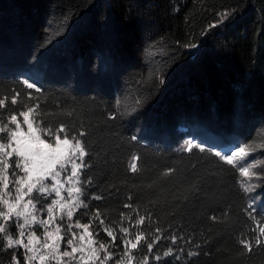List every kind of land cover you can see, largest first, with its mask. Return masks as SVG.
<instances>
[{"label":"trees","instance_id":"trees-1","mask_svg":"<svg viewBox=\"0 0 264 264\" xmlns=\"http://www.w3.org/2000/svg\"><path fill=\"white\" fill-rule=\"evenodd\" d=\"M0 100V124L31 112L81 141L75 221L114 254L141 235L139 264H264V0H0ZM215 135L220 155L181 149ZM240 147L256 210L221 159Z\"/></svg>","mask_w":264,"mask_h":264},{"label":"rangeland","instance_id":"rangeland-1","mask_svg":"<svg viewBox=\"0 0 264 264\" xmlns=\"http://www.w3.org/2000/svg\"><path fill=\"white\" fill-rule=\"evenodd\" d=\"M37 78V76H36ZM38 79V78H37ZM30 80V79H28ZM31 81V80H30ZM28 119L33 121L32 113L28 112ZM34 122V121H33ZM20 123V122H19ZM21 128L26 132L27 131V123H25V118L23 122L20 123ZM33 127L37 128L35 123H33ZM38 129V128H37ZM1 135V133H0ZM41 138L45 139L41 134ZM220 136H212V137H196L195 142L184 144L181 149L182 150H191L195 148L197 145L204 148H209L215 153H221V147L223 145L222 140H220ZM47 142V140H46ZM0 143H3L0 140ZM75 142L73 141V144ZM7 151H11V149H7ZM238 151V150H237ZM236 151H229L226 154L229 155ZM71 155V153L69 154ZM252 154H238L233 158V163L236 164L241 170L243 167H248L250 169V173L254 175L243 176L242 175V185L244 186L250 201V205L254 210L258 205H261V199L257 197V193L260 191L258 188V180L255 175L256 165L251 162ZM10 159L14 161L19 160L20 158L13 154L12 157L8 159L9 167L7 169L8 174V189H4L3 180L0 178V196H3L5 192H7L6 199L10 203L16 202V197L19 195L17 192V188H20V192L24 193L22 199L20 200L19 206L16 211H22L24 209V205L27 203L29 199H32L35 204V208L33 209L31 205H29V213L27 214L28 219H31L33 216L35 217V221H33L29 225H25L23 231L24 236L21 237L19 235L20 229L18 228V224H23L24 218L17 217L15 213L11 214V218L8 221H4L2 217H0V224L6 229L5 233H0L5 235H11L15 231V236H12L14 240H21V244H15L19 246L24 254V263L23 264H85V261L81 260V256L87 258L91 253V248L95 247L98 249V256L100 259H91L87 260V264H101V260L105 258L106 255H110V258L105 260V264H129L128 256L123 254H114L112 249L104 244L107 249V253L104 250L99 249L100 243L97 237L94 235L92 230L88 227L87 232H85L83 227H76L77 224L83 225L79 222L75 221V215L78 210L83 208L84 205V191L82 189L81 184V175L84 170V162L85 155L80 158L79 152L76 153L75 156H72L71 159L75 160L77 164H83L81 168L77 170V176H71V164H66L65 169L60 171V175L56 177L61 183L56 184L55 180L52 178H45L42 182L48 186L47 192H37L35 189L32 193H27L26 185L17 184L16 181L20 179L26 178V173L21 168H13ZM56 169H60V165H56ZM39 185H37V188ZM54 188H58L60 191V197H57L55 194ZM74 188H80L81 191L77 193ZM69 189H73L71 192V196H69ZM62 197V199H61ZM58 200L59 204L53 205L52 201ZM83 202L79 207L76 205L79 202ZM60 205H67L64 208H61ZM52 206L53 211L51 214L48 213V207ZM72 210L73 215L71 218L67 216V212ZM0 211H7V205L0 202ZM51 216V219H50ZM41 221H48L47 224L40 223ZM59 227V233L56 232V228ZM17 232V233H16ZM91 233V236H89ZM51 234V235H50ZM84 236V240H80V236ZM32 237V243L29 244V238ZM72 240L73 243L71 245L68 244L69 240ZM92 240L94 243L90 246L88 241ZM126 241H131L132 243H136V247L132 248L131 244L126 243V251L130 253L132 259L130 264H139L137 258L135 257L136 249L138 248V243L135 240H131L130 237L127 238ZM45 243L49 245V247H44ZM81 245L84 246V252H76L73 254L75 259L72 257H63L61 254L65 251L71 252L72 247L79 248ZM31 249V251L29 250ZM54 249H58V251H54ZM44 257L42 260L41 257ZM56 257V258H53ZM19 264V263H17ZM148 264V263H144Z\"/></svg>","mask_w":264,"mask_h":264},{"label":"snow or ice","instance_id":"snow-or-ice-1","mask_svg":"<svg viewBox=\"0 0 264 264\" xmlns=\"http://www.w3.org/2000/svg\"><path fill=\"white\" fill-rule=\"evenodd\" d=\"M27 87L32 88V84H27ZM13 103L16 102L15 99L12 101ZM4 101L0 100V106H3ZM29 111H32L31 109ZM21 115L25 118V123H27V131L25 132L22 128L20 123L17 121L16 116H12L10 118V121L14 124H16V127L9 128L7 124H0V133H7V137H0V140L6 139V142L0 143V178L3 180V187L4 189H8V174L7 169L9 167L8 159L15 154L20 159L15 161V166L17 168H21L22 170L27 174L26 178L17 180V184L26 185L27 187V193L30 194L35 189L37 192H47L48 186L45 185L42 181L45 178H52L55 180L56 184H60L61 182L56 179L60 175V171L66 170L65 166L66 164H71V176L69 177V180H71L72 177L77 176V170L83 166V164H77L75 160L71 159L72 156H75L77 152H79V157L82 158L84 155H86V152L84 150V147L80 140L76 139L75 137L70 136L66 133V130L63 127H60L58 129L59 133H65L63 137L58 135L57 133H53L52 130L45 131L44 129H37L33 127V121H30L28 119V113H21ZM41 134H43L45 137L51 136L52 139L48 140L46 142V139L41 138ZM80 135H83V133H80ZM73 141L75 143L73 144ZM7 149H11V151H7ZM203 150V149H202ZM71 153V155H69ZM247 148L246 147H240L237 152H233L226 156H221V159L226 160L227 163L233 164V158L236 157L238 154H246ZM216 155H220V153H216ZM60 165V169H56V165ZM132 170H136L135 164L132 165ZM241 175L243 176H249L254 175L250 173V169L248 167H243L241 169ZM37 185L39 187L37 188ZM55 191V194L57 197H60V191L58 188L53 189ZM73 189H69V196H71V192ZM74 190L79 193L81 191L80 188H74ZM17 192L19 195L16 197L15 203H10L8 199H6L7 192L3 196H0V202L7 205V211H0V217L3 218V220L6 222L11 218V214L15 213V215L19 217L24 218L23 224H18V228L20 229L19 235L21 237L24 236V227L25 225L31 224L33 221H35V217L33 216L31 219H28L27 214L29 213V205L32 206V208H35V204L33 203L32 199H29L27 203L24 205V209L22 211H16L17 207L19 206L20 200L22 199L24 193L20 192V188H17ZM62 199V197H61ZM83 202H79L76 206L79 207L80 204ZM53 205L59 204L58 200L52 201ZM67 205H60L61 208L66 207ZM127 206V205H126ZM48 213L51 214L53 211V207L50 206L47 209ZM73 215L72 210H69L67 212V216L71 218ZM51 219V216H50ZM140 223L143 222L139 221ZM40 223L47 224L48 221H41ZM101 223L103 221L101 220ZM76 227H83L85 232H87L88 226L87 225H79L77 224ZM60 229L59 227L56 228V232L59 233ZM123 231L127 232V229H123ZM6 229L3 226V224H0V233H5ZM260 233L264 235V227L260 228ZM51 235V234H50ZM108 235L112 236V232L108 230ZM89 236H91V233H89ZM32 237L29 238L28 243H32ZM113 239L115 237L113 236ZM136 242L139 243V241L142 239L141 235L136 236ZM80 240H84V236H80ZM173 241H175V238H173ZM22 241L17 239L14 240L11 235L7 236V245L8 247H12L15 244H21ZM73 241L70 239L68 241V244L71 245ZM94 243V241L89 240L88 244L91 246ZM125 243L131 244L132 248L136 247V243H132L131 241H126ZM244 243L245 248H248L249 251H251V248L246 242ZM148 248L151 249L152 244L149 243ZM44 247H49L47 243H45ZM99 249L104 250L107 253L106 246L104 244L99 245ZM31 251V249H29ZM84 246L81 245L79 248L72 247V251L68 252L65 251L61 255L63 257H72L74 253L76 252H84ZM54 251H58V249H54ZM126 256H128L129 264L131 262V255L126 251ZM56 258V257H53ZM100 259L98 256V249L95 247L91 248L90 255L85 258L84 256H81V260L85 261V264H87V260L91 259ZM110 255H106L103 260H101V264H105V260L109 259ZM41 259L43 260L44 257L42 256Z\"/></svg>","mask_w":264,"mask_h":264}]
</instances>
